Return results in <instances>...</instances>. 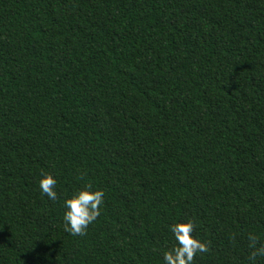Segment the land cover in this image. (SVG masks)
I'll return each instance as SVG.
<instances>
[{
    "label": "trees",
    "instance_id": "1",
    "mask_svg": "<svg viewBox=\"0 0 264 264\" xmlns=\"http://www.w3.org/2000/svg\"><path fill=\"white\" fill-rule=\"evenodd\" d=\"M188 220L194 264L264 244V0H0V264H164Z\"/></svg>",
    "mask_w": 264,
    "mask_h": 264
},
{
    "label": "clouds",
    "instance_id": "2",
    "mask_svg": "<svg viewBox=\"0 0 264 264\" xmlns=\"http://www.w3.org/2000/svg\"><path fill=\"white\" fill-rule=\"evenodd\" d=\"M56 185L57 180L52 174H43L39 180L40 192L51 201H56L58 198ZM103 199L104 192L92 190L91 185H86L70 198H65L63 201L65 231L72 235H83L88 226L100 215ZM194 228L195 224L192 220L169 225L176 245L164 253V264H194V257L197 254L208 251L207 242L193 235ZM248 239L251 249L248 259L250 264H256L258 257H264V244L258 246L254 234H250Z\"/></svg>",
    "mask_w": 264,
    "mask_h": 264
}]
</instances>
